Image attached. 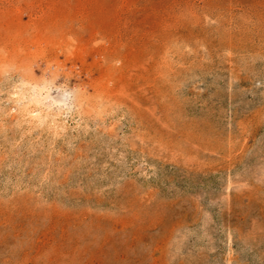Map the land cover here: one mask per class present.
<instances>
[{
	"label": "rangeland",
	"instance_id": "obj_1",
	"mask_svg": "<svg viewBox=\"0 0 264 264\" xmlns=\"http://www.w3.org/2000/svg\"><path fill=\"white\" fill-rule=\"evenodd\" d=\"M0 264H264V0H0Z\"/></svg>",
	"mask_w": 264,
	"mask_h": 264
},
{
	"label": "bare ground",
	"instance_id": "obj_2",
	"mask_svg": "<svg viewBox=\"0 0 264 264\" xmlns=\"http://www.w3.org/2000/svg\"><path fill=\"white\" fill-rule=\"evenodd\" d=\"M43 86H44V85H43ZM38 87H39V86H38ZM38 87H35V88L33 89V97L36 98V99H37V96H38V95H40V97L42 96V92H41V91L38 92V90H36V89H38ZM40 89L43 90L42 87H41ZM66 91H67V90H66ZM66 91H65V92H66ZM73 93H74V92H73ZM37 94H38V95H37ZM72 95H73V94H72ZM38 97H39V96H38ZM42 97H43V96H42ZM22 100H23V99L21 98V99L18 100V102H21ZM40 102H41V101H40ZM37 103H38V102H37ZM38 104H39V103H38ZM42 104H43V102H42ZM50 104H51V103H50ZM73 104H74V103H73ZM75 104H76V102H75ZM51 105H52V104H51ZM42 106H43V105H42ZM68 106H69V105H68ZM60 107H61V106H60ZM48 108H49V107H48ZM50 108H51V107H50ZM69 108L71 109V107H69ZM59 110H60V109H59ZM59 110H58V111H59ZM62 110H63V109H62ZM69 111H70V110H69ZM60 113H61V112H60ZM68 113H69V112H68ZM59 115H60V114H59ZM30 116H31V115H30ZM63 117H64V116H63ZM62 119H64V118H62ZM55 120H56V119H55ZM55 123H56V122H55ZM66 124H67V123H66Z\"/></svg>",
	"mask_w": 264,
	"mask_h": 264
}]
</instances>
